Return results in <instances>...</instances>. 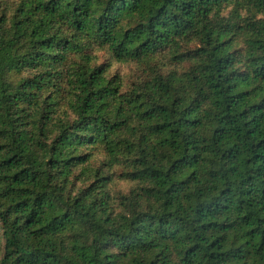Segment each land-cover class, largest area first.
Returning <instances> with one entry per match:
<instances>
[{
    "label": "trees",
    "instance_id": "obj_1",
    "mask_svg": "<svg viewBox=\"0 0 264 264\" xmlns=\"http://www.w3.org/2000/svg\"><path fill=\"white\" fill-rule=\"evenodd\" d=\"M0 264H264V0H0Z\"/></svg>",
    "mask_w": 264,
    "mask_h": 264
},
{
    "label": "rangeland",
    "instance_id": "obj_2",
    "mask_svg": "<svg viewBox=\"0 0 264 264\" xmlns=\"http://www.w3.org/2000/svg\"><path fill=\"white\" fill-rule=\"evenodd\" d=\"M137 73H138V72H137ZM120 186H121L123 189H125V187H126L124 184H121Z\"/></svg>",
    "mask_w": 264,
    "mask_h": 264
}]
</instances>
